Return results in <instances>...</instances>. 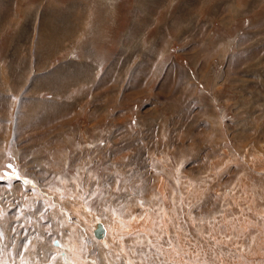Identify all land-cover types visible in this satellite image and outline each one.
<instances>
[{"label":"rangeland","instance_id":"374dc122","mask_svg":"<svg viewBox=\"0 0 264 264\" xmlns=\"http://www.w3.org/2000/svg\"><path fill=\"white\" fill-rule=\"evenodd\" d=\"M39 1L0 0V264H264V0H84L76 46Z\"/></svg>","mask_w":264,"mask_h":264},{"label":"crops","instance_id":"0c3cea01","mask_svg":"<svg viewBox=\"0 0 264 264\" xmlns=\"http://www.w3.org/2000/svg\"><path fill=\"white\" fill-rule=\"evenodd\" d=\"M73 3H74V6L72 7V5H73ZM218 3V1L216 0L215 1V4L216 5H218L217 4ZM221 3V2H220ZM223 3H225L226 5H228L229 4V2L227 3L225 0H222V3H221V5H220V8H221V10H216L217 11V13H216V11H213L212 10V12H213V15H212V17L213 16H215V15H217L218 17H219V15H220V12H225V10L223 9L222 10V4ZM69 4H71V6H69L68 7V5ZM69 4H62L61 3V1L60 0H40L39 2H36V21H37V23H36V37H38V32H37V28H38V26H39V22H40V20L42 19V20H45V22H46V29L44 30V31H49L48 33H49V35H45V34H47V32H43V35L41 36V37H39L40 39L42 38V37H46V40L48 41V42H50V41H58L59 39L61 40V37L62 36H65V38H67V37H69V39H70V41H68L67 40V42L66 43H62L64 46H69L70 44H74L75 46L77 45V42H78V40H79V37H80V35H81V32H79V31H75V37L77 38L75 41H73V39H74V35H73V31L70 29V35L68 36V34L67 33H65L64 35H62V34H60L59 32H57V31H59V30H61V33H62V26L64 25V24H67V23H69L70 21L69 20H66V21H64L67 17L65 16V15H63V13L64 12H66L67 10H72V12H74V14H76L75 15V17H77V18H82V20H88V16L90 15V14H88L87 13V8H88V6H87V2H85L84 0H78V1H72L71 3H69ZM115 4V3H114ZM212 5V7L215 9V7L213 6V3H208L207 5ZM207 5H205V6H207ZM116 8H117V13L119 12V4H118V6H116ZM134 9H136L137 8V6H136V4H134V7H133ZM224 8H227V7H224ZM101 9H98V11H100ZM161 11L164 13V11H165V8L163 7V6H161ZM96 12V11H95ZM112 13H114L115 12V8H113V10L111 11ZM162 12H160V14H162ZM105 14H107L106 12H105ZM225 14V13H224ZM229 13H226V15H228ZM37 15H41L40 17H38ZM211 15V14H210ZM218 17H216L215 16V18H217L218 19ZM211 18V17H210ZM207 20V19H206ZM212 22H213V20L214 19H210ZM216 20V19H215ZM50 23V24H49ZM56 23V24H55ZM51 26H53V27H51ZM55 26V27H54ZM53 30V31H52ZM83 30V29H82ZM55 31V32H54ZM84 31V30H83ZM45 33V34H44ZM55 33V34H54ZM83 33V32H82ZM59 37V38H58ZM113 41H115V40H113ZM38 43V44H37ZM115 43H116V41H115ZM69 44V45H68ZM37 45H40V42L38 41V42H36V48H37ZM85 60V59H84ZM84 61H81V63H83ZM81 66H84V64H81ZM103 70V69H102ZM120 70V69H119ZM118 74H119V72H118ZM117 74V75H118ZM46 78V77H45ZM39 79V78H38ZM45 88V87H44ZM46 90H53V89H47L46 88ZM7 113V112H6ZM40 113V112H39ZM44 113H45V110H44ZM8 116V115H7ZM61 222H63V219L61 218ZM63 227H64V229L63 230H65L66 231V233L67 232H69V235H70V229L71 230H73V236L72 235H70L71 237H72V239H74L76 236H78V233H79V230L76 228V227H74V226H68V227H65L64 225H62ZM39 244V243H38ZM41 246V248H43L42 247V244L40 245Z\"/></svg>","mask_w":264,"mask_h":264},{"label":"bare ground","instance_id":"6f19581e","mask_svg":"<svg viewBox=\"0 0 264 264\" xmlns=\"http://www.w3.org/2000/svg\"><path fill=\"white\" fill-rule=\"evenodd\" d=\"M115 1V0H114ZM115 3V2H114ZM43 21V20H42ZM44 22H45V20H44ZM43 23V22H42ZM50 24V23H49ZM56 24V23H55ZM44 26V25H43ZM43 26H41V28H43ZM51 27H53V26H51ZM55 27V26H54ZM44 29V28H43ZM53 31V30H52ZM45 32H47V34L49 35V31H45ZM49 32V33H48ZM55 32V31H54ZM58 32V31H57ZM71 32V31H70ZM45 34V33H44ZM55 34V33H54ZM46 35V34H45ZM59 38V37H58ZM15 39H18V37L17 36H15ZM57 43V42H56ZM62 44V43H61ZM36 46V45H35ZM38 46H40V45H38ZM61 47V46H60ZM41 50V49H40ZM36 56V55H35ZM34 60V59H33ZM35 61V60H34ZM8 63V62H7ZM6 65V64H5ZM8 65H9V63H8ZM8 65H6V66H3L2 64H0V80L1 79H4V77H3V74H4V72L6 71L5 69H4V67H6V69H9L7 66ZM32 67V66H31ZM31 70V69H30ZM30 70H29V72H30ZM25 75V74H24ZM28 75V74H27ZM30 76V75H29ZM28 78V77H27ZM36 107H38V106H36ZM99 223V222H98ZM97 225V224H96ZM96 225H95V228H96ZM103 226H104V228H105V234H104V236L107 234V229H106V226L104 225V224H102ZM95 230V229H94ZM94 235L96 236V234H95V232H94ZM104 236H102V237H97V238H99V239H102Z\"/></svg>","mask_w":264,"mask_h":264},{"label":"water","instance_id":"95a60500","mask_svg":"<svg viewBox=\"0 0 264 264\" xmlns=\"http://www.w3.org/2000/svg\"><path fill=\"white\" fill-rule=\"evenodd\" d=\"M94 232H95L96 236L99 237V238L104 236L105 228H104V226L102 225L101 222L97 223Z\"/></svg>","mask_w":264,"mask_h":264}]
</instances>
